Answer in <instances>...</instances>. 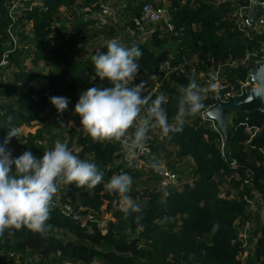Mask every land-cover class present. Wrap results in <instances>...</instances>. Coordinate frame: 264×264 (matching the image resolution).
I'll use <instances>...</instances> for the list:
<instances>
[{
	"label": "trees",
	"instance_id": "16d2710c",
	"mask_svg": "<svg viewBox=\"0 0 264 264\" xmlns=\"http://www.w3.org/2000/svg\"><path fill=\"white\" fill-rule=\"evenodd\" d=\"M15 1L0 0V62L4 54L9 55L0 75V142L9 130L14 132L7 146L13 157L31 151L39 158L52 148L45 139L47 128L41 127L36 134L20 133L23 128L43 125L45 112L71 124L70 135L81 129L73 112L75 103L80 92L109 86L95 78L92 58L106 52L112 40L140 47L141 70L135 83L144 81L152 99L165 95L163 107L171 124L178 112L180 89L193 80L203 85L204 72L221 66L220 84L225 86L217 92L221 95L264 65L258 62L264 58V25L257 21L248 36L239 31L234 16L239 8L250 6V0H127L116 12V21L97 20L86 11L100 12L112 0H32L11 16ZM146 4L166 8L174 30L164 23L137 26L135 21ZM58 23L61 30L55 28ZM143 30L150 32L149 42L138 39ZM13 38L20 45L16 51ZM173 43H177L174 50ZM76 53L81 54L80 61ZM166 61L177 70L162 71ZM53 96L70 101L61 115L50 103ZM243 98L233 96L228 102ZM204 103L207 108L217 104L208 98ZM146 107L142 106L141 116ZM260 108L259 102H252L231 117L227 158L222 156L221 135L197 114L186 117L180 133L165 136L159 128L150 129L146 142L151 153L142 158L150 168L118 164L124 155L119 142H94L81 129L72 152L95 163L104 179L91 192L59 186L52 203L59 197L89 220L86 224L74 221L58 205H51L45 232L22 228L0 236V264H238V223L247 221L252 222L254 232L246 264H264V216L249 213L244 200L257 195L256 203L264 209V115ZM245 123L261 130L251 142ZM134 130L130 128L128 134ZM152 131L157 137L149 135ZM233 160L239 168L232 165ZM154 162L165 163L184 179L183 185L163 193L156 167L151 166ZM120 172L132 178L129 195L142 208L128 217L118 210L120 196L103 187ZM105 213L112 220L102 227ZM214 224L219 225L215 231ZM12 253L15 259L10 258Z\"/></svg>",
	"mask_w": 264,
	"mask_h": 264
},
{
	"label": "clouds",
	"instance_id": "9594fccd",
	"mask_svg": "<svg viewBox=\"0 0 264 264\" xmlns=\"http://www.w3.org/2000/svg\"><path fill=\"white\" fill-rule=\"evenodd\" d=\"M142 55L137 45L125 46L116 40L110 41L106 52L92 58L95 78L106 81L109 86H93L80 92L73 109L82 131L94 142H119L130 157L144 148L152 128H159L165 136L182 132L186 117L195 116L205 108L207 93L218 91L215 82L202 88L195 80L190 81L180 89L178 112L171 124L163 107L167 103L165 95L152 99L145 94L144 81L135 83ZM69 102L67 97H50L58 115L68 109ZM132 127L135 130L128 135ZM12 137L14 132L9 130L0 142V236L22 228L32 233L45 232L59 186H74L91 192L104 179L95 163L79 158L62 142H56L39 158L31 151L13 157L7 147ZM151 166L158 165L154 162ZM131 185L132 178L126 172L113 175L103 184L107 192L120 196L118 210L125 217L142 211L141 205L129 195ZM218 227L214 224L213 231Z\"/></svg>",
	"mask_w": 264,
	"mask_h": 264
},
{
	"label": "built area",
	"instance_id": "2783aa9c",
	"mask_svg": "<svg viewBox=\"0 0 264 264\" xmlns=\"http://www.w3.org/2000/svg\"><path fill=\"white\" fill-rule=\"evenodd\" d=\"M31 1L32 0H16L15 2H13L10 15L12 16V14H15V13L19 12L20 10L24 9L26 7V5L28 3H30ZM86 11L91 13L90 17L95 18L97 20H101V21L114 20L116 18V14H117V13L115 14L114 9L108 5H102L100 12H93L89 8ZM262 14H264V2L258 3L254 0H250V6L239 8V10L234 12V16L236 18V22H237V26H238L239 31L248 35L251 32V29L255 27V24L257 21H259L261 24V20L259 18L261 17ZM87 19H88V17L86 18V20ZM135 22H136L137 26H142L146 23H152V24L158 26L160 23H164L170 31L174 30L173 26L170 23V16L168 14L167 9L166 8H157L151 4L144 5L140 19H137ZM0 23H1V17H0ZM261 25H264V23ZM55 28L58 30H61L62 26H61V24L58 23L55 25ZM71 28H72L71 24L67 25L68 30H70ZM67 29H66V31H67ZM259 33H262V32L259 31ZM13 45H14L13 51L20 49L19 43L14 38H13ZM262 52H264V44L262 45ZM8 57H9L8 54H4L2 56V59L0 62V75L2 73V67L7 64ZM258 62H259V64H263L264 58L259 60ZM228 66H229V64L224 65L223 67H228ZM233 66L234 67L236 66V68H237L239 65L235 64ZM161 68H162V71H172V72L174 71L175 72L177 70L176 68L171 67L170 61H166L162 65ZM220 68H221V66H217L215 68L216 71L204 72L202 74V78L205 79V83L203 85H201L202 88H208L210 82H215L218 86V91L225 89V86L220 84V77H219ZM251 76L252 75L248 76V78L245 81L238 82L237 86L233 87V90H229L228 92H224L221 95L217 94L218 91H215V92L211 93L210 95H208L207 98L210 101H215L217 104H211V105H209L208 108L205 106V108L197 114L203 122L208 123L209 127L213 131L218 132L221 135V152H222V156L226 157V158H227V155H226L227 141L224 140L217 122L215 120L211 119L209 117L208 113L213 108H215L218 104L230 103V102H228V100H229V98H231L233 96H236V97H244L245 96L246 97V93L249 90L255 88V86H256V84L252 82ZM145 94L147 96L152 97V92L146 87H145ZM51 116L54 117L55 119L60 118L55 114H51L50 117ZM229 120L231 121V118H229ZM47 123H48V121L44 122V124L41 126H37L35 128H32L31 130L35 129V132H31L29 134H36L37 130H39L41 127L46 128L45 125ZM244 125L246 126L247 131L251 134V137H250V142H251L261 132V130L255 126H249L248 123H245ZM25 129L30 130V128H23L20 130V133L28 135V134L23 132ZM150 153H151V148H150L149 144L146 142L144 148L142 150H139L137 152V154L134 156L130 157L124 151V155L120 159V162L118 164H123L125 166H130V167L138 166L141 168L142 166H145L147 168H150L142 160V158L149 155ZM232 165L237 166L235 160H233ZM237 168H239V167L237 166ZM101 170L104 171V169H102V168H101ZM155 170H156V173L160 177V179H159L160 180V189L163 193H168V191H170L174 188H177L180 185H183V183L185 182L183 178H181L178 175L173 174L167 168L165 163H161L159 166H157L155 168ZM61 187H62V185L60 186V188ZM221 195H225V193H223ZM256 198H257V195H255L254 197H249V196L244 197V200L248 204L249 213H252L253 216H256L258 213L261 216H264V214H263L264 209H263V207H260L261 205H258L256 203ZM59 199L60 198L58 197L57 200H55V202L51 203V205L52 206L58 205L62 214H64L66 217L71 218L74 221L82 222L83 224L87 223V222H83V220L85 218H87V221H88L89 220L88 217H85V218L82 217L80 215V213L71 204L62 203ZM119 204H120V200L118 201V208H119ZM238 225L240 226L239 227V238H238L239 239V246H240V253L238 255V264H246V262L249 258L248 248H249L250 239H251L252 234L254 232V226H253L252 222H250V221H247L241 225L238 223ZM10 258L15 259L16 254L12 253L10 255Z\"/></svg>",
	"mask_w": 264,
	"mask_h": 264
},
{
	"label": "rangeland",
	"instance_id": "374dc122",
	"mask_svg": "<svg viewBox=\"0 0 264 264\" xmlns=\"http://www.w3.org/2000/svg\"><path fill=\"white\" fill-rule=\"evenodd\" d=\"M126 1L127 0H116V1H114L113 5L108 4V6L113 8L114 13L116 14L118 9H120V7L122 5H124L126 3ZM118 18L119 17L116 14V18L114 20H118ZM259 19L261 20V24H263L264 23V14H262ZM114 20H112V21H114ZM150 35L151 34L149 31L143 30L138 35V39L140 41H143V42H149L150 37H151ZM176 46H177V43L172 44L173 50L175 49ZM80 59H81V54L76 53V60L80 61ZM255 87H257V86H255ZM234 113H235L234 111H231L229 114V117H232L234 115ZM50 115L51 114L46 115L47 118L45 119L48 121V123L45 125V127L47 128V133L45 135L46 142L49 143L51 145V147H53L56 142H62L68 146L69 150H71V151L75 150L77 148V141L79 139V133H80L81 129L76 128V133L73 135H70L69 133H67V131L70 129V127H72V125L66 124L64 122H60L52 116L49 117ZM23 132L26 134H29L31 132H35V129H33V130L25 129ZM149 135L151 137L153 135H155L157 137V133L155 131L150 132ZM105 208H104V210H105ZM110 220H112V215L110 213L109 214L105 213L104 214V222L102 223V227H105L106 221H110ZM83 222H87V218H85L83 220Z\"/></svg>",
	"mask_w": 264,
	"mask_h": 264
},
{
	"label": "water",
	"instance_id": "95a60500",
	"mask_svg": "<svg viewBox=\"0 0 264 264\" xmlns=\"http://www.w3.org/2000/svg\"><path fill=\"white\" fill-rule=\"evenodd\" d=\"M251 79L257 87L249 90L245 98L236 102L218 104L208 113L209 117L217 122L224 140H227L228 136L229 112H238L242 106L252 102H259L261 104L259 112L264 115V65L256 73L252 74Z\"/></svg>",
	"mask_w": 264,
	"mask_h": 264
},
{
	"label": "crops",
	"instance_id": "0c3cea01",
	"mask_svg": "<svg viewBox=\"0 0 264 264\" xmlns=\"http://www.w3.org/2000/svg\"><path fill=\"white\" fill-rule=\"evenodd\" d=\"M114 1H116V0H112L111 3H110V5H113V4H114ZM46 115H49V112H45V113L43 114V121H44V122L47 121V120H45V119L47 118ZM49 117H50V116H49ZM229 118H231V117H229ZM229 124H230V122H229Z\"/></svg>",
	"mask_w": 264,
	"mask_h": 264
}]
</instances>
